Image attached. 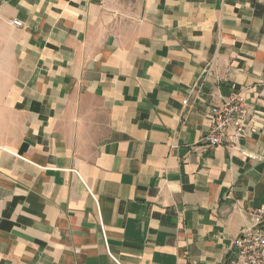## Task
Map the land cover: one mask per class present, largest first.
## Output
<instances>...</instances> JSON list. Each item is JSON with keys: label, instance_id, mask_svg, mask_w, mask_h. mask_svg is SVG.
<instances>
[{"label": "crops", "instance_id": "obj_1", "mask_svg": "<svg viewBox=\"0 0 264 264\" xmlns=\"http://www.w3.org/2000/svg\"><path fill=\"white\" fill-rule=\"evenodd\" d=\"M108 8L0 0V264H235L264 212V0ZM240 92L246 137L204 144Z\"/></svg>", "mask_w": 264, "mask_h": 264}, {"label": "built area", "instance_id": "obj_2", "mask_svg": "<svg viewBox=\"0 0 264 264\" xmlns=\"http://www.w3.org/2000/svg\"><path fill=\"white\" fill-rule=\"evenodd\" d=\"M16 27L20 22L13 23ZM189 102H184L186 106ZM251 107L244 93H234L209 111L211 128L205 135L204 144L217 147L224 142L236 145L250 129ZM251 132H254L251 128ZM255 225L241 231L234 241L235 264H264V232L256 228L264 217L263 210L254 212Z\"/></svg>", "mask_w": 264, "mask_h": 264}, {"label": "rangeland", "instance_id": "obj_3", "mask_svg": "<svg viewBox=\"0 0 264 264\" xmlns=\"http://www.w3.org/2000/svg\"><path fill=\"white\" fill-rule=\"evenodd\" d=\"M107 14H111L121 25L135 23L140 19L143 0H108Z\"/></svg>", "mask_w": 264, "mask_h": 264}]
</instances>
